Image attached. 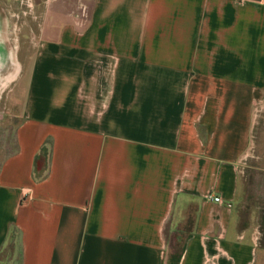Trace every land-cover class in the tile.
Returning a JSON list of instances; mask_svg holds the SVG:
<instances>
[{
	"label": "crops",
	"instance_id": "0c3cea01",
	"mask_svg": "<svg viewBox=\"0 0 264 264\" xmlns=\"http://www.w3.org/2000/svg\"><path fill=\"white\" fill-rule=\"evenodd\" d=\"M83 1L82 23L54 6L41 31L0 250L17 234L14 264H264V0Z\"/></svg>",
	"mask_w": 264,
	"mask_h": 264
},
{
	"label": "rangeland",
	"instance_id": "374dc122",
	"mask_svg": "<svg viewBox=\"0 0 264 264\" xmlns=\"http://www.w3.org/2000/svg\"><path fill=\"white\" fill-rule=\"evenodd\" d=\"M83 2L0 0V160L15 149V129L21 120L24 85L34 55L42 47L41 31L54 17V6L60 14L71 19L74 17L82 23L87 15V7ZM259 129L256 140L258 151H255L253 163L255 170L249 175L253 181H264V124ZM179 240L172 239L174 248L178 246ZM11 245L9 241L3 248L0 264H12L17 257V248H11Z\"/></svg>",
	"mask_w": 264,
	"mask_h": 264
},
{
	"label": "trees",
	"instance_id": "16d2710c",
	"mask_svg": "<svg viewBox=\"0 0 264 264\" xmlns=\"http://www.w3.org/2000/svg\"><path fill=\"white\" fill-rule=\"evenodd\" d=\"M43 150L45 151V154H46V151H47V149H46V147L44 146V148H43ZM36 164H37V159H36ZM13 232H15V230H12ZM14 236V235H13ZM16 237H17V234H16ZM15 237V239L12 241V247L11 248H14V249H16L18 252L20 251V249H19V245H18V240H17V238ZM14 238V237H13ZM3 250V249H2ZM2 250H0V255H1V253H2ZM19 254V256H18V261H19V259L21 258V251L18 253ZM0 261H1V259H0ZM16 261V260H15ZM12 264H14V261L12 262ZM19 264V263H18Z\"/></svg>",
	"mask_w": 264,
	"mask_h": 264
},
{
	"label": "built area",
	"instance_id": "2783aa9c",
	"mask_svg": "<svg viewBox=\"0 0 264 264\" xmlns=\"http://www.w3.org/2000/svg\"><path fill=\"white\" fill-rule=\"evenodd\" d=\"M83 11H85L84 8ZM207 197L215 202H221V198L219 196H212L209 194Z\"/></svg>",
	"mask_w": 264,
	"mask_h": 264
},
{
	"label": "bare ground",
	"instance_id": "6f19581e",
	"mask_svg": "<svg viewBox=\"0 0 264 264\" xmlns=\"http://www.w3.org/2000/svg\"><path fill=\"white\" fill-rule=\"evenodd\" d=\"M12 62H13V61H12ZM17 67H18V66H17ZM12 71H13V70H12ZM14 74H15V73H14ZM12 76H13V75H12ZM15 76H16V75H15ZM15 76H14V77H15ZM1 77H2V76H1ZM6 80H7V79H6ZM0 84H1V83H0Z\"/></svg>",
	"mask_w": 264,
	"mask_h": 264
}]
</instances>
